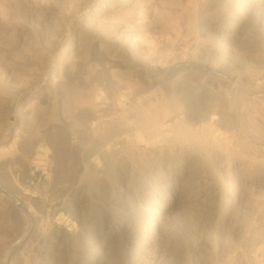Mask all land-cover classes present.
<instances>
[{
	"label": "rangeland",
	"instance_id": "1",
	"mask_svg": "<svg viewBox=\"0 0 264 264\" xmlns=\"http://www.w3.org/2000/svg\"><path fill=\"white\" fill-rule=\"evenodd\" d=\"M258 1L0 0V264H264ZM126 182L150 217L97 261Z\"/></svg>",
	"mask_w": 264,
	"mask_h": 264
},
{
	"label": "bare ground",
	"instance_id": "2",
	"mask_svg": "<svg viewBox=\"0 0 264 264\" xmlns=\"http://www.w3.org/2000/svg\"><path fill=\"white\" fill-rule=\"evenodd\" d=\"M257 2H259L257 0ZM192 49H195L193 47ZM194 66L202 70L213 71L215 65L211 58L201 59L199 62L194 63ZM100 109L94 108L93 113L96 115V119L99 122L108 121L110 118L107 114H102L99 112ZM133 125V122L127 124L128 128ZM124 132V129H119L117 132L109 136L106 140L99 144V149L103 150L104 155L108 158L109 164L113 166L117 163L118 159L124 155L126 152L124 149L118 146L117 148H112V142H118L120 135ZM122 143V141H121ZM120 143V144H121ZM226 148V142H217V149L220 152ZM97 177H106L107 170L99 169L96 173ZM130 187L126 182L124 185H120L115 189V203L119 206L120 216L119 220H115L114 224H111L103 235L98 236V238L93 242L89 243L86 249L90 250L94 255V259L101 261L103 255L111 248L114 244H125L128 242V231L133 226L134 223L142 221L150 217L149 208L142 202L135 201L128 196ZM83 199L79 197V204H83ZM113 221V220H112ZM113 223V222H111ZM110 224V223H109ZM63 249L62 238L58 239L54 246L49 250V255L52 258H56L58 254ZM89 251H87L88 254Z\"/></svg>",
	"mask_w": 264,
	"mask_h": 264
}]
</instances>
